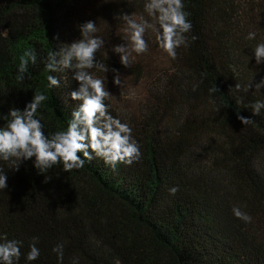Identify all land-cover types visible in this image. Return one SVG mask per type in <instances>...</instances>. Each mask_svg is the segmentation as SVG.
Returning <instances> with one entry per match:
<instances>
[{"label": "trees", "instance_id": "1", "mask_svg": "<svg viewBox=\"0 0 264 264\" xmlns=\"http://www.w3.org/2000/svg\"><path fill=\"white\" fill-rule=\"evenodd\" d=\"M182 2L192 24L188 46L172 59L148 30V51L133 53L126 68L112 51L128 42L121 15L153 22L146 0H0V127L11 109L23 111L40 92L48 97L37 112L45 134L66 130L79 84L71 71L47 72L45 61L93 21L105 41L96 59L109 71H92L112 95L105 101L110 114L132 128L142 152L115 170L100 158L45 174L35 158L18 171L0 161L7 172L0 235L22 241L18 264H60L52 250L61 243L62 264H264V109L253 115L251 108L264 101V89L254 87L264 79V63L254 57L264 43V0ZM28 48L37 62L20 82L19 58ZM48 75L61 86L49 89ZM128 85L138 91L135 100L122 94ZM215 85L219 91L210 93ZM238 115L254 123L243 125ZM172 187L179 189L174 195ZM33 237L40 256L28 261Z\"/></svg>", "mask_w": 264, "mask_h": 264}, {"label": "clouds", "instance_id": "2", "mask_svg": "<svg viewBox=\"0 0 264 264\" xmlns=\"http://www.w3.org/2000/svg\"><path fill=\"white\" fill-rule=\"evenodd\" d=\"M182 0H146L144 10L153 22H149L143 15L137 17L124 13L121 19L125 22V32L128 34L127 44L115 46L112 51L119 54L120 63L128 67L136 55L148 51L145 33L152 30L159 47L167 55L176 59L177 50L189 44L188 33L192 24L188 19L189 13L184 10ZM97 24L88 21L79 27L81 38L71 44H62L59 52L48 53L45 70L49 73H74L72 79L79 84L78 91H72L70 97L79 102L72 110L71 119L66 130L56 131L51 136L45 134L43 124L37 117L38 109L48 97L40 92L34 94L31 102L24 110L11 109L5 126L0 127V161L7 162L9 168L18 171L22 162L34 159V167L39 174H45L55 166L62 164L65 172L81 169L85 162L100 158L113 170L118 164L127 166L138 162L142 152L140 144L133 138L132 128L127 123L110 114L109 106L105 103L112 95L107 90L104 79L97 77L92 71L107 73V65L98 62L96 54L104 47L105 41L96 35ZM248 39H254L255 33H249ZM194 41L197 37L193 36ZM256 64L264 63V43H260L254 50ZM17 80L23 82L29 74V64L35 65L37 55L35 50L28 48L19 58ZM115 72V70H113ZM48 87L59 88L61 81L53 75L47 76ZM114 85L121 84V78L115 73ZM253 83L245 85L243 90L248 92ZM256 90L264 89V79L254 85ZM238 91L241 85L236 84ZM219 91L216 87L210 93ZM253 115H260L264 109V101L251 104ZM237 119L243 125L254 123L253 120L238 115ZM83 157V158H81ZM49 178L46 176V181ZM7 188V172L0 167V189ZM179 189L172 187L170 194L174 195ZM234 215L245 222H251V216L239 208H233ZM38 237H33L28 261H35L40 256L37 247ZM22 241L8 239L7 235H0V264H18ZM62 264L64 245L57 244L52 250ZM73 264H76L74 261Z\"/></svg>", "mask_w": 264, "mask_h": 264}, {"label": "rangeland", "instance_id": "3", "mask_svg": "<svg viewBox=\"0 0 264 264\" xmlns=\"http://www.w3.org/2000/svg\"><path fill=\"white\" fill-rule=\"evenodd\" d=\"M122 94L123 96H125L124 97L125 100H129V101L138 98L137 97L138 91L135 88H133L131 85H128L127 88L125 86V90L122 92Z\"/></svg>", "mask_w": 264, "mask_h": 264}]
</instances>
